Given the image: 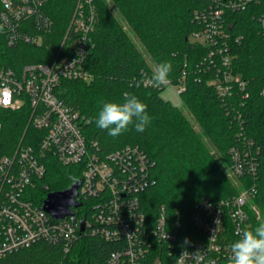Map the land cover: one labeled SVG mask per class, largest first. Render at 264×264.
Returning a JSON list of instances; mask_svg holds the SVG:
<instances>
[{
	"label": "built area",
	"instance_id": "2783aa9c",
	"mask_svg": "<svg viewBox=\"0 0 264 264\" xmlns=\"http://www.w3.org/2000/svg\"><path fill=\"white\" fill-rule=\"evenodd\" d=\"M47 1L0 0L4 26L0 32V259L39 242L68 253L81 236H97L120 243L103 264H162L169 257L176 264L182 252L196 250L206 251L205 264L208 260L227 264L230 245L240 238L237 233L246 230L253 213L259 217L251 199L257 192L260 147L238 133L239 143L227 150V175L240 190L219 201L199 199L189 216L192 229L179 218L170 219L163 206L148 217L141 196L156 183L154 161L138 144L100 151L86 134L89 119L58 94L62 79H92L84 64L94 44L93 0L76 1L67 31L47 61L6 63L9 50L20 43L39 45L51 31ZM248 7L264 42V0H212L206 9L193 13L199 29L189 36L190 41L210 47L196 67L212 73L209 83L221 100L240 106L248 94L245 79L232 67L229 15ZM151 75L141 74L133 82L156 89L171 84L168 79L157 87ZM185 77L183 71L176 83L179 93L185 90ZM10 113L27 120L20 135L8 141L3 132ZM54 164L71 166L69 177L80 181L74 198L79 205L70 206L71 213L62 218L43 209L46 195L52 192L47 178ZM185 238L190 241L187 245Z\"/></svg>",
	"mask_w": 264,
	"mask_h": 264
},
{
	"label": "trees",
	"instance_id": "16d2710c",
	"mask_svg": "<svg viewBox=\"0 0 264 264\" xmlns=\"http://www.w3.org/2000/svg\"><path fill=\"white\" fill-rule=\"evenodd\" d=\"M76 1L48 0L45 11L52 20L51 31L46 34L48 39L39 45L20 43L9 50L6 63L47 61L67 31ZM211 1L93 0L94 44L84 64L92 79H62L58 94L68 106L89 119L86 134L96 141L100 151L107 153L126 144H138L154 161L152 173L156 183L141 196L142 208L150 218L163 206L170 219L179 218L191 226L189 216L199 199L219 201L238 193L241 186L227 175V150L239 143L238 133L242 132L260 147L257 192L251 199L259 210V217L253 213L246 227L254 230L264 223V95L261 94L264 92V42L258 34L251 7L229 15L232 67L245 79L248 95L243 106L221 100L209 83L212 73L196 67L210 47L189 39L199 29L192 20L193 13L206 9ZM121 21L128 25L156 66L171 62L168 78L171 83H178L182 72H186L185 90L180 96L199 130L193 127L181 107L160 96L162 89L133 82L134 77L154 70ZM125 92L147 105L152 120L143 133L130 125L127 132L112 137L96 126V120L102 102L122 104ZM26 120L16 113L6 117L3 133L8 141L20 135ZM52 167L47 178L49 190L61 191L76 179L69 177L71 166L54 164ZM119 245L117 241L97 236H81L64 253L59 246L39 242L6 255L0 264H103ZM162 264H175V260L169 257Z\"/></svg>",
	"mask_w": 264,
	"mask_h": 264
},
{
	"label": "clouds",
	"instance_id": "9594fccd",
	"mask_svg": "<svg viewBox=\"0 0 264 264\" xmlns=\"http://www.w3.org/2000/svg\"><path fill=\"white\" fill-rule=\"evenodd\" d=\"M0 25V32L3 31ZM172 71L171 62L158 64L151 75V82L159 87L168 82ZM264 95V93H261ZM122 104L115 102H102L103 106L96 120V126L106 130L107 134L117 137L129 130L134 125L135 131L143 133L150 125L152 117L147 112V105L137 96L125 92ZM240 237L230 245V255L227 264H264V223H260L254 230L238 232ZM190 241L185 238L184 245ZM183 246V245H182ZM206 251L196 250L193 253L182 252L176 259V264H186L187 260L194 264H205ZM207 264H216L215 260H208Z\"/></svg>",
	"mask_w": 264,
	"mask_h": 264
},
{
	"label": "water",
	"instance_id": "95a60500",
	"mask_svg": "<svg viewBox=\"0 0 264 264\" xmlns=\"http://www.w3.org/2000/svg\"><path fill=\"white\" fill-rule=\"evenodd\" d=\"M79 184L80 181L78 179H73L67 188L61 191L49 192L43 201V209L53 218H62L70 214V206L76 207L79 205V203L74 200ZM82 229L83 223L81 224V230Z\"/></svg>",
	"mask_w": 264,
	"mask_h": 264
},
{
	"label": "rangeland",
	"instance_id": "374dc122",
	"mask_svg": "<svg viewBox=\"0 0 264 264\" xmlns=\"http://www.w3.org/2000/svg\"><path fill=\"white\" fill-rule=\"evenodd\" d=\"M111 9H113V11H115V9L113 8L114 5L111 3H109ZM122 22V21H121ZM123 29L127 31V33L130 35V37L132 38V40L134 41V43L136 44V46L139 48V50L141 52H143L144 57L146 58V60L148 61L149 65L153 68V70H155L156 68V64L155 62L149 57V55L144 51V46L139 42V40L134 36V34L131 32V30H129L128 25L123 21ZM47 35L43 36V40L48 39L46 37ZM47 42V41H46ZM178 88L179 85L176 83H171L169 85H165L161 92H160V96L163 97L166 100H169L172 104L181 107V109L183 110V112L187 115V117L190 119V122L192 123L193 127L196 130H199V126L194 122V120L192 119V116L188 113V111L186 110V108L183 105L182 102V98L180 96V93L178 92ZM212 153L214 155H217V153L215 151H212ZM70 185V184H69Z\"/></svg>",
	"mask_w": 264,
	"mask_h": 264
}]
</instances>
